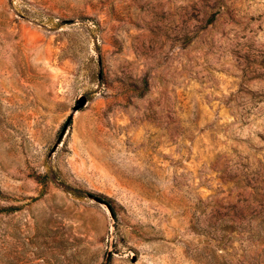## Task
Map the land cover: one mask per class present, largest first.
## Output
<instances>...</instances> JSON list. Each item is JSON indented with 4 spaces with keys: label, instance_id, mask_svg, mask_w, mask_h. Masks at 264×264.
<instances>
[{
    "label": "rangeland",
    "instance_id": "obj_1",
    "mask_svg": "<svg viewBox=\"0 0 264 264\" xmlns=\"http://www.w3.org/2000/svg\"><path fill=\"white\" fill-rule=\"evenodd\" d=\"M0 264H264V0H0Z\"/></svg>",
    "mask_w": 264,
    "mask_h": 264
},
{
    "label": "water",
    "instance_id": "obj_2",
    "mask_svg": "<svg viewBox=\"0 0 264 264\" xmlns=\"http://www.w3.org/2000/svg\"><path fill=\"white\" fill-rule=\"evenodd\" d=\"M85 99H83V101L78 105V107L77 108H80V107H82L83 105H84V103H85ZM96 200H98L99 202H103V200L102 199H100V198H96Z\"/></svg>",
    "mask_w": 264,
    "mask_h": 264
}]
</instances>
